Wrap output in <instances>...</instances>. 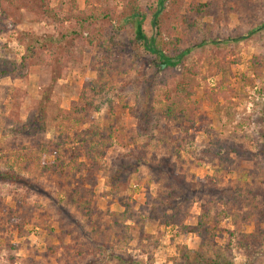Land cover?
I'll return each mask as SVG.
<instances>
[{"label": "rangeland", "instance_id": "rangeland-1", "mask_svg": "<svg viewBox=\"0 0 264 264\" xmlns=\"http://www.w3.org/2000/svg\"><path fill=\"white\" fill-rule=\"evenodd\" d=\"M158 1L44 0L0 21V264H180L184 248L264 264V0H167L164 51L190 52L161 72L132 18L153 37ZM36 112L44 130L22 131ZM78 135L97 152L83 169Z\"/></svg>", "mask_w": 264, "mask_h": 264}, {"label": "trees", "instance_id": "trees-1", "mask_svg": "<svg viewBox=\"0 0 264 264\" xmlns=\"http://www.w3.org/2000/svg\"><path fill=\"white\" fill-rule=\"evenodd\" d=\"M43 1L44 0H2V2H1V15H0L2 18L0 21L4 20L3 24L6 26V27L4 26V28L5 29L6 28H13V27H16V24L19 25L23 20V18L21 17L22 9L28 8L27 10H33L34 4H36V6L41 5L42 11L47 12L46 9L43 10V5H42ZM166 1L167 0H159L158 1L159 9L154 13V16H153V19L151 22L152 26L155 29L154 30L155 35L153 37L149 38L144 31V28H143L144 15H142L140 12L132 15V18L134 19V24H135L134 25L135 41L137 43H139L140 46L143 47L145 52L154 56V58H155L154 63H155V66L157 67V69L159 70V72L174 69L176 66L179 65L181 58L190 52V49H187V50L181 52V54H177L175 56H172L170 54H167L164 51V39L162 36L163 24H162L161 19L159 17L163 11V6H164V3ZM259 28L264 29V23L261 24L259 26ZM184 30H186V29H184ZM241 39H243V38H240L238 40L235 39V41H239ZM102 40H103V38H99L98 40L94 39V41H93V38H92L90 40V44L94 45L96 47H100V48L105 47V50L107 52H111L114 48L113 45H115L114 40L112 38H110L109 45H107V46H103ZM47 45L48 44H45L39 49H44V51H45V47H48ZM28 50L31 51V48H28ZM24 61H26V58H24ZM9 73L10 72H4L3 75H8ZM88 88L91 90L95 89L96 83L93 81L89 82L87 85H85V89H88ZM96 91L97 90H95L94 92H96ZM83 98H85V95L82 96V100H83ZM193 109H194V107H190L184 112V114L185 113L190 114L189 120L192 119V111H194ZM77 111L79 112L81 110L79 109ZM67 113L71 116V114L73 115L74 112L73 111H67ZM43 123H44V120H43L42 114L36 112V113H34V116L32 118H29L28 122L22 126V131H27V132L30 131V133L31 132L37 133L36 130L37 131L38 130H44V126L42 125ZM107 133L108 132L105 131V135ZM77 138L79 140H81L80 142H82V144L84 145V148L83 149H81V148L76 149V154L74 157H75V159H77V161H76L75 165L79 166V169H83L85 167L84 163L86 161L81 160L82 162H79V159H81V155H82L83 151L86 153L87 159L89 162H90V159H92V160L95 159L97 152L95 150H93L92 145H91V140H89L88 138H82V136H80V135H78ZM110 138H111V135L108 134L106 139H110ZM107 144L112 146L109 143H107ZM100 154L104 155L103 152H101ZM62 166L63 165H56L53 167L56 171H59V174H62V169H63ZM134 167H136V166H134ZM128 170H132V169L129 167ZM84 194H85V196L89 195L88 192H84ZM78 205L80 207H82L81 204H78ZM84 209H85L84 213H86L88 215L90 213L88 207H84ZM195 229H196V231H199V232L204 231V232H201V235H202V237L203 236L205 237L204 234L207 233L205 225H202L201 227H197ZM242 237L243 238L239 242V245H240L241 249H244L247 252H250L251 251L250 249L252 247L259 245V243H261V238H262L261 232H258V233L256 232L254 234H251L248 236H242ZM184 249L185 250L181 252L182 262L180 264H224L225 263L224 261H222L223 257H221V255L219 253H218V255H220L219 259H213V258H207L206 254L201 250L192 253V252L187 251L186 248H184Z\"/></svg>", "mask_w": 264, "mask_h": 264}]
</instances>
